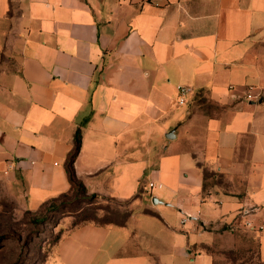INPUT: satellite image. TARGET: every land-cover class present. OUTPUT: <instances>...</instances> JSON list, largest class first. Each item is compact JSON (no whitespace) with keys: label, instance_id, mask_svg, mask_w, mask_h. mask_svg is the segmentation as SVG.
Segmentation results:
<instances>
[{"label":"crops","instance_id":"0c3cea01","mask_svg":"<svg viewBox=\"0 0 264 264\" xmlns=\"http://www.w3.org/2000/svg\"><path fill=\"white\" fill-rule=\"evenodd\" d=\"M79 128L77 179L135 213L74 227L63 264H213L191 247L238 221L264 261V0H0V182L74 191Z\"/></svg>","mask_w":264,"mask_h":264},{"label":"rangeland","instance_id":"374dc122","mask_svg":"<svg viewBox=\"0 0 264 264\" xmlns=\"http://www.w3.org/2000/svg\"><path fill=\"white\" fill-rule=\"evenodd\" d=\"M24 191L23 185L0 182V264H63L57 245L74 227L124 225L135 213L128 201L98 196L89 199L92 194L78 195L76 190L31 205ZM259 233V228L249 229L238 221L232 229L216 234L213 243L196 244L191 250L210 255L217 264H264L259 257Z\"/></svg>","mask_w":264,"mask_h":264},{"label":"trees","instance_id":"16d2710c","mask_svg":"<svg viewBox=\"0 0 264 264\" xmlns=\"http://www.w3.org/2000/svg\"><path fill=\"white\" fill-rule=\"evenodd\" d=\"M81 146H82V131L79 128L75 134L74 148L69 155L68 163L66 166V171L68 174L69 183H70L71 187L73 188V190H76L78 195H84L87 193V190H86L84 184L77 179V176L75 173V167H74V163H75V160H76V158H77V156L81 150ZM209 178H214V175L209 173V172H205V180H208ZM205 187H206V184H205ZM96 197H97V195L92 194L89 199H95ZM227 229H231V228H228L226 226V227H224L223 231H225ZM257 244H258V250H259V257H260V240H259V238H258ZM213 264H217V263H214V260H213Z\"/></svg>","mask_w":264,"mask_h":264},{"label":"built area","instance_id":"2783aa9c","mask_svg":"<svg viewBox=\"0 0 264 264\" xmlns=\"http://www.w3.org/2000/svg\"><path fill=\"white\" fill-rule=\"evenodd\" d=\"M192 93V89L188 86H180L178 89V103L179 105H185L188 103V97L189 95ZM156 187H161V186H157L156 184H154L153 182H150L148 184V188L150 190H153ZM248 227H251V224H248ZM263 227L260 226L259 227V231H262Z\"/></svg>","mask_w":264,"mask_h":264},{"label":"water","instance_id":"95a60500","mask_svg":"<svg viewBox=\"0 0 264 264\" xmlns=\"http://www.w3.org/2000/svg\"><path fill=\"white\" fill-rule=\"evenodd\" d=\"M167 137H168V138H171V139L175 138L174 132H171ZM153 203H154V204H158L159 201H158L156 198H154V199H153Z\"/></svg>","mask_w":264,"mask_h":264}]
</instances>
